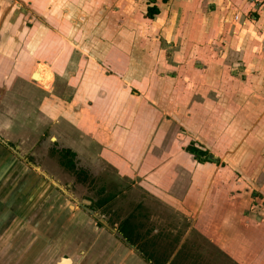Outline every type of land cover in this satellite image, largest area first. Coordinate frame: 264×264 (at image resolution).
<instances>
[{
	"label": "rangeland",
	"instance_id": "obj_1",
	"mask_svg": "<svg viewBox=\"0 0 264 264\" xmlns=\"http://www.w3.org/2000/svg\"><path fill=\"white\" fill-rule=\"evenodd\" d=\"M244 1L230 16L228 7L225 15L219 11L205 20L191 13L192 0L164 1L160 14L153 17L148 16L154 7L150 1L128 0L130 4L120 7L124 16L113 19L117 25L113 33L90 31L82 40L76 32L61 33L48 41L46 51L47 40L39 41L35 53L43 57L37 67L38 86H47L51 77L55 105L71 106L62 110L57 105L54 127L58 133L71 131L77 138L86 134L91 140L90 148L74 160L60 151V140H51L65 136L57 137L49 129L39 134L31 150L35 157L15 151L20 174L21 169L33 171L38 185L51 188L55 204L63 201V231L71 233V227L79 225L80 233L107 248L103 238L128 218L139 252L144 250L154 263L261 264L257 244L264 241V25L251 29L255 24L251 14L260 7ZM50 4L62 7L61 0ZM203 5V12L214 8ZM23 6L28 12L23 13L21 28H31L40 16L29 12L28 4ZM133 8L134 14L125 18ZM241 9L246 14L243 23L233 15ZM73 20L80 28L90 22L79 16ZM215 22L210 38L199 33V28ZM245 41L246 55L241 49ZM101 45L105 48L99 50ZM107 76L116 78L118 95L90 93L94 85L101 89ZM162 90L167 100L152 97ZM112 99L119 109L133 104L134 113L148 115L158 109L161 114L155 122H141L146 146L137 160L122 150H115L111 158L116 138L94 143L97 122L102 120L105 127L110 122ZM65 119L73 130H61ZM46 125L39 121L38 132ZM192 141L207 154L192 156L187 151ZM119 245L112 250L117 259L132 264L127 251L135 252L136 247Z\"/></svg>",
	"mask_w": 264,
	"mask_h": 264
},
{
	"label": "crops",
	"instance_id": "obj_2",
	"mask_svg": "<svg viewBox=\"0 0 264 264\" xmlns=\"http://www.w3.org/2000/svg\"><path fill=\"white\" fill-rule=\"evenodd\" d=\"M9 1L13 2L9 4ZM52 1L55 2L56 0L0 1L2 3H0V264H59L61 258L71 259L70 264H118L117 262L123 264L124 260L120 257L117 259V253L115 254L112 250L119 243L132 247L131 244L122 241L114 234H109L108 237L103 238L105 244L108 245L106 248L101 245V242L100 244L95 243L97 239H93L91 235L80 233L79 225L71 227V233L70 231H63L65 226L63 220L66 216L62 206L63 201H59L57 203L59 209H55L57 205L55 199L51 198L53 195L51 188L46 185H38L33 171L23 173L25 171L21 169L22 175L18 171L20 170L17 162L19 154L15 151L20 152V155L22 152H25V155L31 153L32 148L39 142V134H43L46 129L54 132L57 137L59 134H63L65 136L61 135L63 144L80 154L81 151L86 152L91 146V140L86 134H80L78 135L80 138H77L72 136L71 131H67L66 134L58 133L57 127H54V113H56L57 105H60L62 110L71 106L69 103L55 105V100L50 94L54 91L50 89L51 77L47 86H38L37 74L41 75V73H37V67L38 62L43 57L39 56L38 52L35 53L40 48L38 47L39 41L47 40L43 48L46 51L48 50V41L52 37L55 39L58 35L61 36V33L76 32L79 40H82L84 34H88L90 31L99 34L113 33L117 29L113 19L124 16L120 12V7L125 3L130 4L128 0H121L120 2L118 0H61L62 7H53V9L50 4ZM131 1L133 2V0ZM145 1H150V6H154L153 9L157 11L154 15H159L161 5H165L164 1L170 3L171 0ZM192 1L194 4L193 7L191 6V13L196 18L205 16V20H208L214 18L219 11L225 15L223 10L228 7L229 10L226 11V14L230 16L231 12H234V6L242 3L243 0ZM13 3L17 4L13 5ZM204 3L214 4V8L210 12H203L201 11L203 8L200 6H204ZM23 4H28L29 12H36L40 16L38 20H34V26L31 28L26 26L21 28L23 13L28 12ZM127 7L129 6L127 5ZM133 14L134 8L130 13L125 14V18ZM233 15H235V20L243 23L246 14L241 9ZM77 16L88 18L90 22L87 20L85 24L82 23L83 27L80 28V23L73 20ZM251 17L255 24H251L252 28L244 26L248 30H255L256 26L264 25V8L261 7L260 10H256V13H252ZM97 19L99 20L98 24H96ZM215 25L217 22L210 26L206 25L204 28L201 27L199 33L209 35L210 38ZM196 28L198 29V27ZM262 32L264 33V29ZM95 39L96 37L92 41L95 42ZM246 43L245 41L241 48L244 55H246L245 50H247ZM104 48L102 45L98 46L99 50ZM31 51L32 55L29 56ZM48 71L51 75L56 74L49 69ZM79 79L80 77H75V83ZM70 80H73V77ZM105 80L106 84L101 86V89L94 85L90 93H100L99 97H108L111 93L113 96H117L116 78L107 76ZM75 83L72 85L73 87ZM38 88H41L40 93H38ZM63 92L66 93L67 90ZM162 92L154 93L152 97L163 101L167 100L166 92L163 90ZM190 92L192 91H186V93ZM147 99L150 100V98ZM111 102L110 116L107 114L108 119H110L109 123L106 122L108 126L102 125V120H99L97 122L99 124L95 127L93 126L94 143L102 145L105 137L111 138L110 140L116 138L114 143L111 142L109 150L111 158H115L113 156L115 150H122L128 157H132L131 160H137L138 156L144 153L143 147L146 146L140 129L141 122L142 125L149 124L150 121L155 122L159 120L161 114H159L158 109L156 112H149L148 115L144 111L134 113L133 104L132 106L126 104L124 108L119 109L115 107L117 102L115 99H112ZM150 107L153 106L150 105ZM100 111L95 113H102ZM154 114L157 115L156 118ZM39 121H44L47 124L46 127L41 128V133L38 132ZM61 124V130H73L66 119ZM138 129L139 133L134 132ZM35 130L37 132H34ZM134 137L137 139L135 140ZM9 151L12 153L8 154ZM149 159L148 161H150ZM53 210H59L54 212L57 216L53 218L54 213L52 212H50L51 216H47L48 212ZM58 225H61V228L55 230ZM262 230L264 231V228ZM113 239L115 241L112 242ZM257 247L260 251L257 255L259 262L264 264V241L257 244ZM120 248L123 249L122 246ZM127 252L132 256V264H151L137 250H135L136 253L132 249Z\"/></svg>",
	"mask_w": 264,
	"mask_h": 264
},
{
	"label": "flooded vegetation",
	"instance_id": "obj_3",
	"mask_svg": "<svg viewBox=\"0 0 264 264\" xmlns=\"http://www.w3.org/2000/svg\"><path fill=\"white\" fill-rule=\"evenodd\" d=\"M51 140L53 141H57L60 140V142L62 143L63 147L62 149H60V151L62 152V150H64L65 152L69 153L70 151V155L72 156V160L77 159V158H81L80 156H82L79 152H77L76 150L72 149L71 147L67 146L66 144H63L61 139H53L51 138ZM69 150V151H68ZM72 153V154H71ZM31 157H35L36 155L30 153ZM70 191V190H69ZM72 193H74V191H71ZM70 193H68L69 195ZM101 205V203H100ZM115 230L113 232V234L115 236H117L119 239H121L122 241H125L129 244H131L132 247H136V250L139 252V249L137 248L138 245L135 244V238H134V233L135 230L131 227L130 222L128 221V218L125 219L124 221H122L119 225L113 227ZM135 244V245H134ZM143 250V249H142ZM141 251V249H140ZM140 253V252H139ZM141 254L145 257V259L150 262L151 264H161V263H154L153 262V257L152 256H148V254H146L143 250V252L141 251Z\"/></svg>",
	"mask_w": 264,
	"mask_h": 264
},
{
	"label": "trees",
	"instance_id": "obj_4",
	"mask_svg": "<svg viewBox=\"0 0 264 264\" xmlns=\"http://www.w3.org/2000/svg\"><path fill=\"white\" fill-rule=\"evenodd\" d=\"M155 8V7H154ZM157 11L153 8H151L150 12L148 13L149 17H152ZM69 151V150H68ZM187 151L190 152V154H192V156H194L195 158L199 155H206L207 154V150L203 149V147H199L196 145V143L194 141H192V143H190L187 147ZM70 153V151H69ZM72 154V153H71ZM209 156V155H208ZM211 159V158H210ZM102 204V203H101Z\"/></svg>",
	"mask_w": 264,
	"mask_h": 264
},
{
	"label": "water",
	"instance_id": "obj_5",
	"mask_svg": "<svg viewBox=\"0 0 264 264\" xmlns=\"http://www.w3.org/2000/svg\"><path fill=\"white\" fill-rule=\"evenodd\" d=\"M33 168L36 170V171H38L43 177H45L46 179H48L53 185H55V186H58L57 184H56V182H54L53 180H51V178H49L48 176H46V174L43 172V171H41V168L40 167H37V166H35V165H33ZM64 192V191H63ZM72 205H70V207H71ZM67 259H69V258H61V260L60 261H62V260H67ZM71 260V259H70ZM68 264H69V262H68Z\"/></svg>",
	"mask_w": 264,
	"mask_h": 264
},
{
	"label": "built area",
	"instance_id": "obj_6",
	"mask_svg": "<svg viewBox=\"0 0 264 264\" xmlns=\"http://www.w3.org/2000/svg\"><path fill=\"white\" fill-rule=\"evenodd\" d=\"M246 1L257 7L264 8V0H246Z\"/></svg>",
	"mask_w": 264,
	"mask_h": 264
},
{
	"label": "bare ground",
	"instance_id": "obj_7",
	"mask_svg": "<svg viewBox=\"0 0 264 264\" xmlns=\"http://www.w3.org/2000/svg\"><path fill=\"white\" fill-rule=\"evenodd\" d=\"M68 262H69V264H70V263H71V260H70V259L62 260V261H60L59 264H68Z\"/></svg>",
	"mask_w": 264,
	"mask_h": 264
}]
</instances>
